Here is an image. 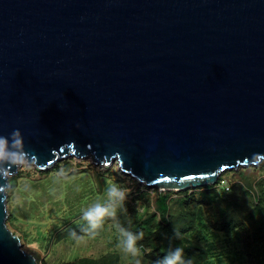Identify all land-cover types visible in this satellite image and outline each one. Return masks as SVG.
I'll list each match as a JSON object with an SVG mask.
<instances>
[{
	"label": "water",
	"instance_id": "95a60500",
	"mask_svg": "<svg viewBox=\"0 0 264 264\" xmlns=\"http://www.w3.org/2000/svg\"><path fill=\"white\" fill-rule=\"evenodd\" d=\"M14 130L0 264H39L8 226L25 162H117L169 191L264 163V0H0V136Z\"/></svg>",
	"mask_w": 264,
	"mask_h": 264
},
{
	"label": "trees",
	"instance_id": "16d2710c",
	"mask_svg": "<svg viewBox=\"0 0 264 264\" xmlns=\"http://www.w3.org/2000/svg\"><path fill=\"white\" fill-rule=\"evenodd\" d=\"M35 172L39 173L41 180L55 176L72 179L81 175L90 176L97 183L95 188L98 190L95 189L93 194L103 195L106 190L103 174L93 166L73 168L65 161L50 172ZM122 176L118 182H123ZM225 176L231 183L229 192L222 187ZM24 177L27 178L21 173L11 179V194L19 189V180ZM123 189L127 192V199L117 210L115 219L106 218L103 228L92 233L87 222L81 218L83 212L69 211L65 223L47 239L48 248L55 241L76 240L72 233L78 237L99 238L109 224L113 223L116 227L118 222L134 234L144 233L143 239L137 241V246L155 264L176 247L184 249L185 259L191 260V264H215V259L220 256L215 247L193 237L197 229L201 228L207 231L208 236H222L226 242L232 239L237 247L234 254L242 264H264V163L227 171L215 185L198 189L163 192L152 190L133 179ZM10 216V222L17 219L15 213ZM32 255L40 263V258ZM60 264L135 262L124 263L119 253L110 252L100 257H82Z\"/></svg>",
	"mask_w": 264,
	"mask_h": 264
},
{
	"label": "rangeland",
	"instance_id": "374dc122",
	"mask_svg": "<svg viewBox=\"0 0 264 264\" xmlns=\"http://www.w3.org/2000/svg\"><path fill=\"white\" fill-rule=\"evenodd\" d=\"M65 161L69 162L73 168L93 166L95 170L103 174L106 180V188L109 181L115 182L123 188L124 186L128 187L132 179L136 180L134 177L123 173L117 162L103 166L95 165L91 158L66 157L58 160L54 167L46 170H41L35 165H29L25 162L19 168L18 173L10 176L9 179L11 181L21 173L27 178L24 177L19 180V189L14 193L11 194V188L8 189L10 214H17V219L12 222H10L11 216L9 217L8 226L20 237L25 250L38 256L40 258L39 264L68 263L78 258L100 257L110 252L119 253L124 263L135 262L136 259H140L141 264H155L144 254L140 257H132L124 253L119 244L123 237L120 236L119 230L113 223L108 225L105 233L99 238L83 237L79 241L77 239H65L60 242H53L48 248L49 241L47 239L56 228L65 223L69 211L74 213L83 212L94 203L107 202L106 190L103 195L93 194V191L98 189L95 188L97 183L90 176L81 175L75 179L55 176L46 179V181L45 179L41 180L39 173L35 172L37 170L50 172ZM226 173L224 172L220 178ZM121 176L123 182H118ZM225 179L222 184L228 183L230 185L228 178ZM141 185L146 186L143 183ZM150 188L163 192L169 191L167 188ZM193 237L200 239L203 243L208 242L215 247V251L220 255L219 258L215 259V264H242L240 258L234 254L237 247L233 244L232 239L226 242L222 236L220 238L208 236L207 231L201 228L197 229Z\"/></svg>",
	"mask_w": 264,
	"mask_h": 264
},
{
	"label": "clouds",
	"instance_id": "9594fccd",
	"mask_svg": "<svg viewBox=\"0 0 264 264\" xmlns=\"http://www.w3.org/2000/svg\"><path fill=\"white\" fill-rule=\"evenodd\" d=\"M17 137H20V139L18 140ZM17 143H22L19 130H14L10 137L0 136V161L11 162L13 157L26 155L25 153L9 150V144L14 146ZM105 195L107 200L106 203H94L83 211L81 218L83 221L87 222L88 228L92 233H97L103 228L106 218L111 217L115 219L117 210L124 205L127 199L126 190L112 181L108 182ZM116 227L119 230L120 236L123 237V240L119 242L122 251L132 257H140L142 252L141 247L137 246V241L143 239L144 233L140 232L134 234L122 227L118 222ZM72 235L78 241L83 239V237L76 236L75 233H72ZM135 264H141L140 259H136ZM157 264H191V260L185 259L184 249L182 247H176L157 261Z\"/></svg>",
	"mask_w": 264,
	"mask_h": 264
},
{
	"label": "built area",
	"instance_id": "2783aa9c",
	"mask_svg": "<svg viewBox=\"0 0 264 264\" xmlns=\"http://www.w3.org/2000/svg\"><path fill=\"white\" fill-rule=\"evenodd\" d=\"M222 187L227 191V192H229L230 191V185L228 184V183H226V184H222Z\"/></svg>",
	"mask_w": 264,
	"mask_h": 264
}]
</instances>
